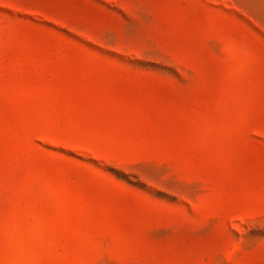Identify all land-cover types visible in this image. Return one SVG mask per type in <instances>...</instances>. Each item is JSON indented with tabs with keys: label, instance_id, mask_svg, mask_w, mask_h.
<instances>
[{
	"label": "rangeland",
	"instance_id": "obj_1",
	"mask_svg": "<svg viewBox=\"0 0 264 264\" xmlns=\"http://www.w3.org/2000/svg\"><path fill=\"white\" fill-rule=\"evenodd\" d=\"M0 264H264V0H0Z\"/></svg>",
	"mask_w": 264,
	"mask_h": 264
}]
</instances>
